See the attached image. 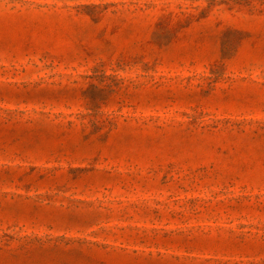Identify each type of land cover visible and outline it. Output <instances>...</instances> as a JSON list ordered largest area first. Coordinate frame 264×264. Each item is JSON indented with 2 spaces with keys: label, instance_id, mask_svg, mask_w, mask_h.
<instances>
[{
  "label": "rangeland",
  "instance_id": "374dc122",
  "mask_svg": "<svg viewBox=\"0 0 264 264\" xmlns=\"http://www.w3.org/2000/svg\"><path fill=\"white\" fill-rule=\"evenodd\" d=\"M0 264H264V0H0Z\"/></svg>",
  "mask_w": 264,
  "mask_h": 264
}]
</instances>
